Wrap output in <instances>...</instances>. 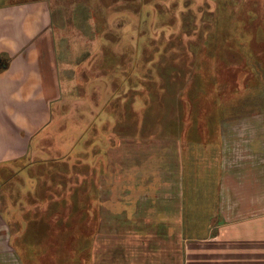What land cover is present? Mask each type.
Instances as JSON below:
<instances>
[{"label": "rangeland", "instance_id": "obj_1", "mask_svg": "<svg viewBox=\"0 0 264 264\" xmlns=\"http://www.w3.org/2000/svg\"><path fill=\"white\" fill-rule=\"evenodd\" d=\"M45 2L63 94L37 153L1 176L0 264H91L90 202L107 195L108 163L118 199L119 176L155 169L172 138L187 133L197 146L219 119L264 108V0ZM64 134L70 143L56 144ZM136 136L143 141H127ZM189 160L203 174V154Z\"/></svg>", "mask_w": 264, "mask_h": 264}, {"label": "crops", "instance_id": "obj_2", "mask_svg": "<svg viewBox=\"0 0 264 264\" xmlns=\"http://www.w3.org/2000/svg\"><path fill=\"white\" fill-rule=\"evenodd\" d=\"M50 11L45 0L0 6V190L4 168L34 154L55 125L63 91ZM250 115L219 119L197 146L186 132L172 138L167 152L156 151L155 169L119 176L118 199L108 163L107 195L90 202L91 264H264V108ZM69 143L58 136L56 144ZM196 153L203 174L189 171ZM3 222L0 204V255Z\"/></svg>", "mask_w": 264, "mask_h": 264}, {"label": "bare ground", "instance_id": "obj_3", "mask_svg": "<svg viewBox=\"0 0 264 264\" xmlns=\"http://www.w3.org/2000/svg\"><path fill=\"white\" fill-rule=\"evenodd\" d=\"M191 4V3H190ZM147 40V39H146ZM144 49V48H143ZM142 49V50H143ZM161 54V53H160ZM161 56H162V54H161ZM160 58V57H159ZM144 60H145V58H143ZM143 62V61H142ZM138 64V63H137ZM144 65V63L142 64V66ZM139 67H141V66H139ZM137 69V68H136ZM143 69H144V66H143ZM143 69H141V71L143 72ZM138 70V69H137ZM142 74V73H141ZM139 75V74H138ZM135 76H137V74L135 75ZM136 79V78H135ZM77 156V155H76ZM5 196V195H4ZM0 200H1V198H0ZM27 219V218H26ZM57 224V223H56ZM29 225V224H28ZM57 254V253H56Z\"/></svg>", "mask_w": 264, "mask_h": 264}]
</instances>
